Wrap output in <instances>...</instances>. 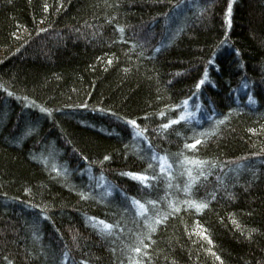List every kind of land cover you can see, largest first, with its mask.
Wrapping results in <instances>:
<instances>
[{"label": "trees", "instance_id": "obj_1", "mask_svg": "<svg viewBox=\"0 0 264 264\" xmlns=\"http://www.w3.org/2000/svg\"><path fill=\"white\" fill-rule=\"evenodd\" d=\"M0 264H264V0H0Z\"/></svg>", "mask_w": 264, "mask_h": 264}, {"label": "snow or ice", "instance_id": "obj_2", "mask_svg": "<svg viewBox=\"0 0 264 264\" xmlns=\"http://www.w3.org/2000/svg\"><path fill=\"white\" fill-rule=\"evenodd\" d=\"M230 12H231V8L229 7V13H230ZM203 83H204L203 81H200V84L198 85V87H199L200 85H202ZM130 123H132V124L134 125V124H135V121H131ZM173 123H176V121H173ZM164 127H165V128H168L169 125H168V124H165ZM196 143L198 144V143H200V141H197ZM195 146H196L195 144L191 145V147H195ZM105 159H108V157H105ZM128 175H130L133 179H139V180H141V181H144V180L147 179V177H145V176H140V175L135 174V173L128 174Z\"/></svg>", "mask_w": 264, "mask_h": 264}]
</instances>
